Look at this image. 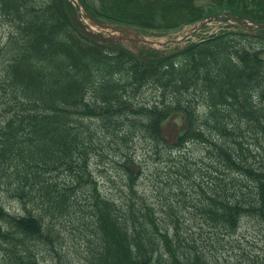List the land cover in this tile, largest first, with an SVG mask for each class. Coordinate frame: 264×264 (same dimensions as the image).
Masks as SVG:
<instances>
[{"label":"trees","instance_id":"obj_1","mask_svg":"<svg viewBox=\"0 0 264 264\" xmlns=\"http://www.w3.org/2000/svg\"><path fill=\"white\" fill-rule=\"evenodd\" d=\"M79 2L141 29L223 13L235 23L171 49L133 48L87 32L70 0H0V185L24 210L0 202V264L67 261L71 247L87 264H217L244 218L264 221V0ZM144 136L179 177L163 180L160 204L137 188L145 171L132 147ZM191 144L204 151L201 180ZM93 164L116 168L120 197Z\"/></svg>","mask_w":264,"mask_h":264},{"label":"rangeland","instance_id":"obj_2","mask_svg":"<svg viewBox=\"0 0 264 264\" xmlns=\"http://www.w3.org/2000/svg\"><path fill=\"white\" fill-rule=\"evenodd\" d=\"M86 20L88 24H92L88 19ZM229 23H231L229 20L221 18L214 19L205 26L203 25L197 33L190 37V40H197L201 37L217 32ZM93 26L97 28L96 25ZM197 26L198 23H192L177 30L167 32L157 29H141L139 27H133V29L142 32L151 39L165 41L169 38H180L191 30H194ZM3 33L4 30L1 34ZM188 40L189 39L181 41L180 44H185ZM127 43L130 42L127 41ZM175 46V44L170 43L161 49H171ZM180 124H182V117L177 116V118H175L169 125L173 126L171 127L172 131H174L173 133L177 131ZM154 147L155 141L152 138H145L144 136L141 138H135L132 149L145 171V175L142 176L141 182L137 187L138 191L148 196L152 202L160 204L161 201L164 200L162 187L165 186V183L163 180L168 177L172 178L171 175H173L175 179L179 177H177L175 172L169 171V164L166 160L167 149H162L159 153H157L156 147ZM185 153H187L191 159L197 160L196 163H193L192 168L195 172V177H197L198 180H201V173L204 170V163H206V161H201L204 155L202 146L198 144H191L188 146L187 150H185ZM159 155L162 157L158 158ZM176 155H178L177 152L175 156ZM163 156H165L164 159ZM207 161H209L208 158ZM93 168L97 175L100 188L107 194L114 197H120L122 194V192H120L122 181L120 180V175L117 173L116 168L110 167L107 170H99L100 166L98 168L95 164H93ZM160 181L161 185H159ZM202 183L205 185L206 182L204 181ZM189 190H191V188H189ZM0 202L10 212H24L22 204L18 199L10 195V192H8L4 185H0ZM200 230H203L202 232L205 235L208 229L205 227L200 229L198 227L197 232H200ZM67 237L69 243L76 241V239H73L71 235L68 236L67 234ZM222 242L223 245H218V248L216 249V254L219 258L217 264H264V221L246 217L242 220L238 231L233 234V236H228ZM54 256L55 259L52 260L51 256L48 255L46 257V261H43V264H58L59 262L61 264H87L84 263L77 254H75L72 247L67 261H64V258L59 260L56 253Z\"/></svg>","mask_w":264,"mask_h":264},{"label":"water","instance_id":"obj_3","mask_svg":"<svg viewBox=\"0 0 264 264\" xmlns=\"http://www.w3.org/2000/svg\"><path fill=\"white\" fill-rule=\"evenodd\" d=\"M71 2H72L73 6L76 10V13L78 15H82L84 18H88L91 22L96 23L101 28L99 30V32H101L102 34L111 36L112 38H115L117 40H127L128 39V40H134V41H138V42H144V43H146L152 47H156V48L164 47L169 43H178V42L186 39L187 37L191 36L194 32L198 31L204 24H206V23L210 22L212 19L218 18L222 15V14H218V15L208 16V17L204 18L203 20H201L199 22V25L196 29H194L192 32H189L180 38H169L165 41H161V40H156V39H151L149 37H146L143 34L136 32L130 28H119L115 24L102 23V22L96 21L95 19L91 18L88 14H86L83 11L80 4L77 5V3L74 0H71ZM87 30L92 32V33H95L97 31L91 26Z\"/></svg>","mask_w":264,"mask_h":264}]
</instances>
